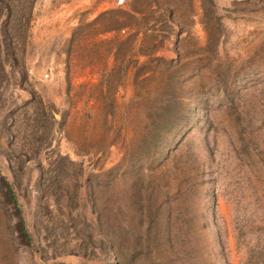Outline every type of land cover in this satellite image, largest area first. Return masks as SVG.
I'll list each match as a JSON object with an SVG mask.
<instances>
[{
	"label": "rangeland",
	"instance_id": "374dc122",
	"mask_svg": "<svg viewBox=\"0 0 264 264\" xmlns=\"http://www.w3.org/2000/svg\"><path fill=\"white\" fill-rule=\"evenodd\" d=\"M0 264H264V0H0Z\"/></svg>",
	"mask_w": 264,
	"mask_h": 264
}]
</instances>
